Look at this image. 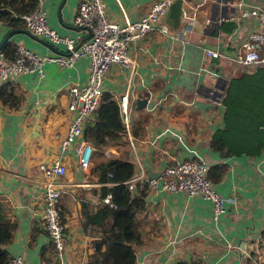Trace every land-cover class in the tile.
<instances>
[{"label": "crops", "instance_id": "crops-1", "mask_svg": "<svg viewBox=\"0 0 264 264\" xmlns=\"http://www.w3.org/2000/svg\"><path fill=\"white\" fill-rule=\"evenodd\" d=\"M78 1H42L48 26L76 42L86 34L72 21ZM102 1L107 19L123 24L138 18L155 0ZM235 1L182 0V9L196 15L187 34L174 38L153 30L127 45L133 70L110 66L102 78L101 93L115 100L127 97L128 125L117 145L99 150L100 154L92 146L84 168L76 164L74 144L60 150V141L70 119L67 86L86 82L88 59L80 57L67 68L46 63L42 76L21 73L5 81L17 95L14 107L0 103V202L14 223L5 246L9 256L18 254L28 264L48 259L49 241L37 220L46 179L38 166L60 158L66 170L54 179L62 183L58 206L65 229L66 264H93L92 243L115 232L135 236L127 252L115 251L124 264H264V127H260L264 81L260 73L241 76L254 71L243 70L230 57L256 24L248 19L233 32V22H217L219 16L234 11ZM242 1L264 5V0ZM205 17L210 18L208 24L203 23ZM161 21L165 23V13ZM182 26L179 19L177 28ZM9 30H13L8 37L13 44L38 53H65L64 45L32 35L22 22H0V44ZM204 47L217 48L220 56H203ZM217 92L237 97L235 106L217 103ZM142 97L147 99L145 106H137L135 99ZM224 125L231 148L213 150L211 135ZM196 155L212 169L214 189L235 197L234 205L226 206L215 222L207 200L146 187L149 174L157 178L171 161ZM106 158L133 163L131 193L143 189V205L89 222L85 215L104 204L99 201V186L110 184L98 181L91 167Z\"/></svg>", "mask_w": 264, "mask_h": 264}, {"label": "built area", "instance_id": "built-area-1", "mask_svg": "<svg viewBox=\"0 0 264 264\" xmlns=\"http://www.w3.org/2000/svg\"><path fill=\"white\" fill-rule=\"evenodd\" d=\"M43 0H35L34 6L22 14V24L29 33L42 36L49 42L61 43L65 53H38L27 48L21 43H15L10 56L0 50V86L12 76L21 73H36L42 76V68L46 63H54L60 67H70L80 57L88 59V72L84 84L71 83L67 86L66 109L70 114L66 132L60 141V150H65L73 145L76 164L84 168L89 164V156L94 150L92 145L83 138L82 130L85 121L91 116L101 94V81L110 66H122L133 70L134 62L127 54V45L137 42L147 32L157 30L180 38L190 31V26L196 21L194 11L181 9L180 19L182 27L169 31L166 23L161 21V16L172 0H155L136 19L117 24L107 19L102 0H79L72 21L89 31V37L78 47H74L76 39L68 35L59 34L48 26ZM234 11L225 16H219L217 22H233L232 31L235 32L242 23L252 19L256 27L247 31L244 39L230 53L232 61L245 71H254L264 67V5L236 0ZM210 18L203 19L208 24ZM5 40H8L5 39ZM206 57L218 58L220 53L217 48H202ZM221 90V89H220ZM222 96V94H221ZM220 93L214 99L221 103ZM119 106L120 119L123 127L128 125V99L126 96L116 98ZM90 150V151H89ZM39 171L45 179L41 196V205L38 212V222L49 241L50 254L47 260L38 264H66L64 260L65 229L62 214L59 210L60 189L55 176H62L66 166L60 158H54L48 163H40ZM208 165L201 156L173 160L160 170L157 178L148 177V189H160L168 193L180 191L187 196H199L210 204V219L217 220L228 205H234L232 193L222 195L217 192L211 179L207 176ZM110 176L109 173H107ZM141 177V174L135 178ZM134 178V179H135ZM127 189L131 192L134 188L132 179L125 181ZM99 201L113 208L109 195L105 194ZM264 236V227L262 229ZM262 236H257V238ZM4 264H28L21 256L10 255ZM196 264V263H194ZM198 264V263H197ZM256 264H261L256 262Z\"/></svg>", "mask_w": 264, "mask_h": 264}, {"label": "trees", "instance_id": "trees-1", "mask_svg": "<svg viewBox=\"0 0 264 264\" xmlns=\"http://www.w3.org/2000/svg\"><path fill=\"white\" fill-rule=\"evenodd\" d=\"M34 2L35 0H0V22L11 25L22 22L20 16L32 9ZM13 47L14 44L10 40H3L0 44V50L7 56L11 55ZM254 73H260V78L262 82L264 81V67H258L254 72L241 76H250ZM220 101L221 104H225L229 108V106H235L237 97L232 98L222 94ZM260 101H264V87ZM0 103L9 107H14L17 103V95L12 91L11 87L6 86V82H3L0 86ZM262 115L263 119H261L260 127H264V110ZM123 128L117 101L109 93L103 92L100 94L91 116L84 123L82 136L97 149V154H100L99 150L110 145H117L122 141ZM227 134L226 125L223 128L216 129L211 135L210 147L213 150L224 149V151H229L231 148L230 142L232 141L229 134ZM211 170L208 169L207 176L214 181V176L210 174ZM91 172L97 176L98 181L110 183L109 185L99 186L98 197L101 198L108 194L114 207L110 208L106 204L99 206L93 214L85 215L87 221L101 222L111 212L125 211L129 207H142L144 190L141 189L137 191V194H132L125 185V181L134 173V166L131 161L124 158H106L93 163ZM6 212L4 204L0 202V264H4L9 257L5 246L9 243L14 228V223ZM130 227L132 228L131 225ZM134 238L135 236L130 232H127V234L115 232L103 235L92 243L90 262L93 264H124L117 259L115 251L122 250L127 252L129 247L127 244L130 240L134 242ZM43 260L47 259L43 258Z\"/></svg>", "mask_w": 264, "mask_h": 264}, {"label": "water", "instance_id": "water-1", "mask_svg": "<svg viewBox=\"0 0 264 264\" xmlns=\"http://www.w3.org/2000/svg\"><path fill=\"white\" fill-rule=\"evenodd\" d=\"M181 9H182V0H172L170 4L165 9V23L170 27H177L179 24V19L181 16ZM13 32V30L7 31L3 36L2 40L7 39L10 34ZM90 33L88 30H86L85 36L81 37L75 44V48L78 47L82 42H84L88 37ZM147 99L145 97L142 98H136L135 102L137 106L144 107L146 104ZM148 177H151L149 174Z\"/></svg>", "mask_w": 264, "mask_h": 264}]
</instances>
